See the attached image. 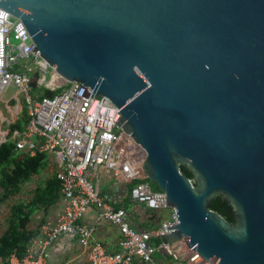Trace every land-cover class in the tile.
<instances>
[{
	"label": "water",
	"instance_id": "water-1",
	"mask_svg": "<svg viewBox=\"0 0 264 264\" xmlns=\"http://www.w3.org/2000/svg\"><path fill=\"white\" fill-rule=\"evenodd\" d=\"M0 8L25 23L34 53L66 81L115 104L117 124L145 149L143 168L176 212L168 242L186 239L211 264H264V0ZM217 196L234 223L210 209Z\"/></svg>",
	"mask_w": 264,
	"mask_h": 264
},
{
	"label": "built area",
	"instance_id": "built-area-1",
	"mask_svg": "<svg viewBox=\"0 0 264 264\" xmlns=\"http://www.w3.org/2000/svg\"><path fill=\"white\" fill-rule=\"evenodd\" d=\"M36 48L25 23L0 8V103L8 105L19 118L24 102L21 95L25 94L31 116L23 130L0 126V146L14 142L18 151L30 155L48 153L62 166L61 212L30 241L27 254L23 258L12 255L9 264H46L50 246H61L74 239L90 250L91 264H134L136 259L146 264H161L156 258L158 253L184 264H211L197 253L192 255L186 239L166 240L172 233L166 229L178 222L176 212L168 208L166 194L153 188L143 168L147 153L117 124L120 112L115 104L106 96L92 94L93 89L80 82L63 78L54 83L55 76L61 74L40 51L34 53ZM36 72H40L39 86L59 92L50 96L33 95ZM45 74L51 77L45 80ZM12 85L18 91L7 98ZM98 171L133 184L128 193L131 203L149 210L170 211V218L150 231L132 228L126 206H115L112 198L101 195L95 186ZM91 207L99 214L98 220L118 228V252L110 254L100 242L92 241V229L81 223Z\"/></svg>",
	"mask_w": 264,
	"mask_h": 264
},
{
	"label": "trees",
	"instance_id": "trees-1",
	"mask_svg": "<svg viewBox=\"0 0 264 264\" xmlns=\"http://www.w3.org/2000/svg\"><path fill=\"white\" fill-rule=\"evenodd\" d=\"M45 95H55L59 91H52L43 87ZM29 109L24 108L21 118L13 124V129H24L30 121ZM0 211L4 203L11 199L7 215V226L0 232V264H9L12 255L23 258L27 254L30 241L39 234V229L46 223V219L37 231L31 228L35 217L41 212L45 218L52 209L59 206L61 201V174L60 170H54L45 179L36 182L32 192L25 198L19 199L23 186L34 181L35 176L41 175L50 167L48 153L37 152L30 155L28 152H20L14 142H7L0 146ZM182 172L190 179L193 175L184 167ZM155 190H160L155 184ZM133 184L129 185V189ZM17 197V199H16ZM226 221L234 223L233 209L222 196L215 197L210 207Z\"/></svg>",
	"mask_w": 264,
	"mask_h": 264
},
{
	"label": "crops",
	"instance_id": "crops-1",
	"mask_svg": "<svg viewBox=\"0 0 264 264\" xmlns=\"http://www.w3.org/2000/svg\"><path fill=\"white\" fill-rule=\"evenodd\" d=\"M13 103H15V101H13ZM22 107L24 109V102ZM23 109L19 114V118H17L13 115V111L8 107V105L0 103V126L4 125L5 127L12 128L13 124L21 118ZM11 121H13V123L10 126ZM48 155L50 163L53 164L52 160H55V158L51 157L50 154ZM49 168L50 167H48V169ZM95 178L94 184L101 195H107L111 197L114 205L117 207L123 204L126 206L128 211V221L131 227L137 231L153 230L158 228L164 221L169 219L168 218L163 221L162 215H164V211L149 210L141 205L131 203L128 195L130 184L115 180L111 173L98 171ZM61 210L62 207L61 204H59L57 208L50 211V214L47 216V218H45L40 212L35 217L31 228L37 231L39 229V225H41L45 219L46 223L44 225L42 224L41 228H43L48 223H53ZM98 218L99 214H97L95 208L91 207L87 211L86 215L82 218L81 223L92 229V241L100 242L105 247V250L110 254L118 252L120 250V233L118 228L106 221H100ZM41 228L39 229V232ZM161 254L166 258L165 260H160L157 257L161 264H173L169 256L163 253ZM46 260V264L50 260H52L53 264H91L90 250L80 246L77 239L71 240L67 243L65 242L61 246H50L47 250ZM134 264L146 263L136 259Z\"/></svg>",
	"mask_w": 264,
	"mask_h": 264
},
{
	"label": "rangeland",
	"instance_id": "rangeland-1",
	"mask_svg": "<svg viewBox=\"0 0 264 264\" xmlns=\"http://www.w3.org/2000/svg\"><path fill=\"white\" fill-rule=\"evenodd\" d=\"M14 43L16 45L19 44L18 41H14ZM51 77V74H45L43 76V78L45 80L49 79ZM42 89L43 87L39 86L38 88H34L33 89V95H39V94H42ZM18 91V87L16 85H12L9 89V91L7 92V98H12L14 93H16ZM21 98L22 100L24 101V108H27V104L25 103V94H22L21 95ZM23 109V107H22ZM24 111V109H23ZM119 151H123L122 149H119ZM51 157H53L51 155ZM53 159V158H51ZM53 164L50 165V168L43 171V173L41 175H37L35 176L34 178V181L30 182V183H27L26 185L23 186V190L21 192V194H19V199H25L31 192L32 190L34 189L35 185H36V182L42 180V179H45L46 176H48L50 173H52L54 170H57L60 168H62V166H60L57 162H55V160L53 159ZM153 188H154V185H152ZM15 199V198H14ZM14 199H11L9 200L8 202L4 203L2 208H1V211H0V232H3L5 229H6V226H7V215L9 214V209H10V205L14 202ZM17 199V197H16ZM171 216V212L170 211H164V215H162V218H163V221L170 218ZM159 258L160 260H165L166 258L161 254V253H158L156 255V258ZM157 258V259H158ZM173 264H184V263H181V262H175V261H172ZM47 264H53L52 260L48 261Z\"/></svg>",
	"mask_w": 264,
	"mask_h": 264
},
{
	"label": "bare ground",
	"instance_id": "bare-ground-1",
	"mask_svg": "<svg viewBox=\"0 0 264 264\" xmlns=\"http://www.w3.org/2000/svg\"><path fill=\"white\" fill-rule=\"evenodd\" d=\"M62 80H63V77H62L61 75L57 74V75L55 76L53 82H54V83H55V82H60V81H62ZM19 109H21V106L19 107Z\"/></svg>",
	"mask_w": 264,
	"mask_h": 264
}]
</instances>
